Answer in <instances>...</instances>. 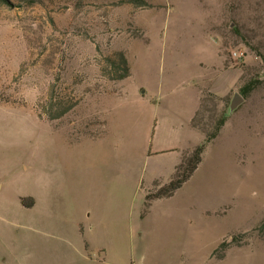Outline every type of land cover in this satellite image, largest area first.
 Instances as JSON below:
<instances>
[{"label":"rangeland","instance_id":"374dc122","mask_svg":"<svg viewBox=\"0 0 264 264\" xmlns=\"http://www.w3.org/2000/svg\"><path fill=\"white\" fill-rule=\"evenodd\" d=\"M8 1H0V97L23 106L0 99V264H264V115L231 117L191 179L172 197L149 202L158 188L144 160L156 145L139 136L146 119L135 105L141 97L158 102V128L180 119L187 77L208 75L221 48L230 59L244 53L236 58L244 87L263 91L264 0H147V8ZM116 52L131 67L121 88L104 74ZM52 87L72 105L54 122L46 113ZM206 97L197 122L213 133L232 98ZM109 109L107 141H93L90 132ZM126 133L131 142L122 145ZM125 158L137 178L129 192L109 189L112 200L87 205L77 178L116 172ZM242 232L243 247L214 257L223 240Z\"/></svg>","mask_w":264,"mask_h":264},{"label":"crops","instance_id":"0c3cea01","mask_svg":"<svg viewBox=\"0 0 264 264\" xmlns=\"http://www.w3.org/2000/svg\"><path fill=\"white\" fill-rule=\"evenodd\" d=\"M220 50L221 51L218 52V59L216 63L212 65V71H208V75L198 80L194 79L193 76L187 77L186 81H188L187 83L191 88L190 91H187L184 95L187 107L184 109L183 116L180 119H176L171 122L170 125L167 122L164 128H158L157 125L152 123L153 107H157L158 102H152V100H148L145 97H141L135 102V105L141 110V116L146 119L145 123L138 125V134L144 139L149 140L150 143L156 145V151L149 152L147 158L144 160L146 166L150 164L153 166L151 180L154 187H163L167 185V183L174 178L185 153L192 151L206 140L205 134L194 126V120L201 109L202 101L207 98L206 95H212L221 99L231 97L232 103L234 99L239 96V104L236 110L228 114L225 126L229 123L231 117L236 114H239L241 117L246 116L251 121L257 114L261 116L264 115V90L261 91L256 89L245 93L243 91L245 85L244 82L241 81L243 70H236V61L230 59L229 54L224 48ZM236 73H239L240 77L236 75ZM124 81L119 83L118 88H121L120 85L124 83ZM112 113V110H106V116L101 128L90 132L91 135L94 136L92 140L109 136L111 132V123L109 122L111 121L110 117H112ZM103 139L107 141V138ZM130 142L131 141L127 138V133L124 135L121 134L120 144L128 145ZM155 158H160L161 160H165V162H157ZM125 159V165L123 166V164H121L118 166L116 168L118 171L116 172L109 170L108 172L106 171V173L102 172L97 174L96 172L92 173V171H88L85 172L82 177L77 178L83 184L81 196L87 205L103 202L108 199L112 200V198H107L106 196L109 189L116 188L126 194L129 192L130 187H133L137 178L136 175H130L127 169L128 160L127 158ZM100 162L104 167L105 164L102 161ZM93 164L95 166L99 165L96 160ZM141 180L140 178L139 182ZM117 203L123 204V202L120 201Z\"/></svg>","mask_w":264,"mask_h":264},{"label":"trees","instance_id":"16d2710c","mask_svg":"<svg viewBox=\"0 0 264 264\" xmlns=\"http://www.w3.org/2000/svg\"><path fill=\"white\" fill-rule=\"evenodd\" d=\"M3 4H10L8 0H0ZM117 6L123 5H134L138 8H147L152 5L147 0H115ZM107 65L104 74L110 77L111 80L124 81L131 77V67L127 55L125 52H116L114 57H108L106 59ZM55 87H52V92L50 95V99H48L50 103H48V108L46 109V113L50 114L49 120L50 122H54L62 117H64L68 112L72 110V105L66 106L63 102L58 101L55 96ZM253 88V85H249L244 87L243 91L249 92ZM0 99L8 105L12 106H23L19 103L12 101L11 99L0 97ZM204 100L202 101V106L200 111L198 112L195 120L194 126L200 129L206 136V140L198 147L193 149L190 152L185 153L182 163L177 168L174 178L165 186L157 187V191H150V194L147 196V200L149 202L155 201L162 198H170L172 197L182 186L188 182L191 177L198 170L200 165L203 162V157L207 146L216 140L225 126L227 122V118L223 119L215 129L213 133H210L205 127H202L197 121L200 115L207 112L206 108L203 107ZM43 103H39L38 105V116L41 119H45V114L41 112V108H43ZM41 107V108H40ZM35 203H32L31 207L33 208ZM258 232L262 237H264V221L258 228ZM247 233H239L233 236V240L231 242L223 241L221 245L215 250L214 257L219 260H225L227 257V252L232 247H243L244 246V238H247ZM264 239V238H263Z\"/></svg>","mask_w":264,"mask_h":264},{"label":"built area","instance_id":"2783aa9c","mask_svg":"<svg viewBox=\"0 0 264 264\" xmlns=\"http://www.w3.org/2000/svg\"><path fill=\"white\" fill-rule=\"evenodd\" d=\"M244 56H245L244 53H236V52H235V53H233V55H232V59L236 61V58L240 60V59H242Z\"/></svg>","mask_w":264,"mask_h":264},{"label":"water","instance_id":"95a60500","mask_svg":"<svg viewBox=\"0 0 264 264\" xmlns=\"http://www.w3.org/2000/svg\"><path fill=\"white\" fill-rule=\"evenodd\" d=\"M238 99H240L239 98V96H237L235 99H234V101H233V103H232V106H231V110L232 111H234V110H236V108H237V106H238Z\"/></svg>","mask_w":264,"mask_h":264}]
</instances>
